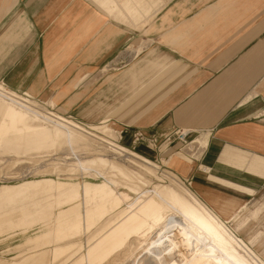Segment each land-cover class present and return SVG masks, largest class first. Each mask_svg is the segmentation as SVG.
Wrapping results in <instances>:
<instances>
[{"label":"crops","instance_id":"crops-1","mask_svg":"<svg viewBox=\"0 0 264 264\" xmlns=\"http://www.w3.org/2000/svg\"><path fill=\"white\" fill-rule=\"evenodd\" d=\"M0 82L171 154L225 222L264 189V0H0ZM13 124L4 111L0 138L31 128Z\"/></svg>","mask_w":264,"mask_h":264},{"label":"rangeland","instance_id":"rangeland-1","mask_svg":"<svg viewBox=\"0 0 264 264\" xmlns=\"http://www.w3.org/2000/svg\"><path fill=\"white\" fill-rule=\"evenodd\" d=\"M29 98L37 112L0 98V120L11 106L35 128L0 138V264H264V189L225 222L171 154L148 161L120 148L110 123L115 132ZM177 142L187 158L191 145Z\"/></svg>","mask_w":264,"mask_h":264},{"label":"bare ground","instance_id":"bare-ground-1","mask_svg":"<svg viewBox=\"0 0 264 264\" xmlns=\"http://www.w3.org/2000/svg\"><path fill=\"white\" fill-rule=\"evenodd\" d=\"M0 98L3 99L8 104H11L14 106H16V104H18V105H21L23 108L26 107L30 111L37 112L36 109L32 107L36 104L35 101H33L29 97H26V96L19 94L18 92H15V91H13V90H11V89H9L6 86H3L1 84H0ZM45 104L53 107V105L49 102H47ZM41 108L46 110L45 116H47L51 120L57 121L58 123L64 122L63 121L64 119L70 120L69 118L61 115L60 113L53 111L49 107H46V106L43 107L42 106ZM5 113L7 116V120H9V122L11 121L12 123H14L13 125H15L14 126L15 128L22 127V123L24 122L25 116H23L21 114V112H19L17 110V108L15 109V107L9 106L6 108ZM76 127H77V125H76ZM80 129H82V128H80ZM26 130L30 131V130H34V128H26Z\"/></svg>","mask_w":264,"mask_h":264},{"label":"built area","instance_id":"built-area-1","mask_svg":"<svg viewBox=\"0 0 264 264\" xmlns=\"http://www.w3.org/2000/svg\"><path fill=\"white\" fill-rule=\"evenodd\" d=\"M0 84L3 85V86H5L3 82H0ZM22 95H26V96L31 97L27 93H22ZM188 134H189V132H187V131H179L178 130V131L175 132V135H177L178 137L177 138L175 137V138L177 140L179 139V141L181 143H183L182 145H188V143H189ZM140 138H142V135H138L137 136V139H140ZM146 141L148 142V144L150 146H153V147H155L156 144L158 143V140H157L156 137H150V138L146 139Z\"/></svg>","mask_w":264,"mask_h":264}]
</instances>
